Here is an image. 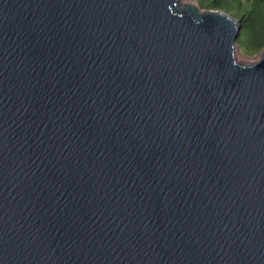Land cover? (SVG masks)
<instances>
[{"label": "water", "instance_id": "obj_1", "mask_svg": "<svg viewBox=\"0 0 264 264\" xmlns=\"http://www.w3.org/2000/svg\"><path fill=\"white\" fill-rule=\"evenodd\" d=\"M192 4L0 0V264H264V51Z\"/></svg>", "mask_w": 264, "mask_h": 264}, {"label": "trees", "instance_id": "obj_2", "mask_svg": "<svg viewBox=\"0 0 264 264\" xmlns=\"http://www.w3.org/2000/svg\"><path fill=\"white\" fill-rule=\"evenodd\" d=\"M206 11L229 14L239 21L242 28L238 43L247 36L246 48L256 55L264 49V0H195ZM249 50V52H250ZM241 51V50H240Z\"/></svg>", "mask_w": 264, "mask_h": 264}, {"label": "rangeland", "instance_id": "obj_3", "mask_svg": "<svg viewBox=\"0 0 264 264\" xmlns=\"http://www.w3.org/2000/svg\"><path fill=\"white\" fill-rule=\"evenodd\" d=\"M186 1H188L191 4H192V2H194L196 5L198 4L195 0H186ZM244 39L248 40V41H251V38H248L247 36H245L238 43L239 51L236 52L237 61L239 63H241V64H246V63L250 64L251 61L258 63L259 60L261 59V54L263 53L264 49L260 53H257L256 55H253V53H252L253 49L252 48H254V45L251 46V50L246 48ZM249 50H250V52H249ZM246 57H248L250 59H247Z\"/></svg>", "mask_w": 264, "mask_h": 264}, {"label": "bare ground", "instance_id": "obj_4", "mask_svg": "<svg viewBox=\"0 0 264 264\" xmlns=\"http://www.w3.org/2000/svg\"><path fill=\"white\" fill-rule=\"evenodd\" d=\"M178 1H179L180 5H182V6H192V5H193V4L189 3V2L186 1V0H178ZM250 64H256V62H252V61H251Z\"/></svg>", "mask_w": 264, "mask_h": 264}]
</instances>
